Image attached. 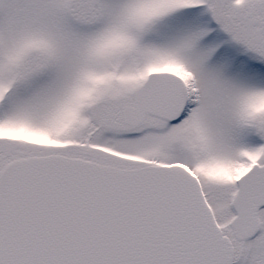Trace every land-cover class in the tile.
I'll list each match as a JSON object with an SVG mask.
<instances>
[{
	"label": "snow or ice",
	"instance_id": "6c2138e0",
	"mask_svg": "<svg viewBox=\"0 0 264 264\" xmlns=\"http://www.w3.org/2000/svg\"><path fill=\"white\" fill-rule=\"evenodd\" d=\"M0 264H264V0H0Z\"/></svg>",
	"mask_w": 264,
	"mask_h": 264
}]
</instances>
